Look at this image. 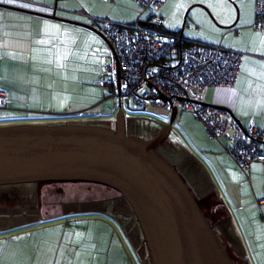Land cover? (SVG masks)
<instances>
[{"label": "crops", "instance_id": "0c3cea01", "mask_svg": "<svg viewBox=\"0 0 264 264\" xmlns=\"http://www.w3.org/2000/svg\"><path fill=\"white\" fill-rule=\"evenodd\" d=\"M133 1L0 0V89L7 95L5 108L10 109L7 112L12 117L43 113L40 109L27 113L24 108L30 107L28 101L36 98L37 92H44V83L64 81L58 63L67 57L66 47L77 46L78 36L84 32L91 34L88 36L91 43L104 44L107 54L103 58L109 57L111 51L104 40L82 24L97 29L91 25L94 21L98 24L129 25L145 18L137 10L138 2L134 1L135 4ZM172 3L181 12H186L185 16L194 7L204 9L206 6L211 10L207 0H166L159 12L168 13ZM254 3L250 0L248 6L243 5L239 11L236 10L237 25L222 37L220 43L186 37L184 29L172 32L170 27L173 24L166 20L165 29L162 17L159 18L162 22L160 29L166 34L177 35L182 41L220 46L240 55V69L233 85L210 86L203 100L205 104L227 108L242 127H247L254 120L255 125L264 128V15L261 27H253ZM98 5L101 7L99 11L96 10ZM232 13L234 15V11L229 10L228 16ZM52 14L56 18L51 17ZM70 58H74V54ZM40 63L47 64L35 72L34 67L39 69ZM114 92L117 95L116 88L105 98ZM112 99L115 108L116 99H119L113 96ZM92 105L90 107L94 108ZM0 112H5V109H0ZM88 113L102 115L96 110ZM115 126L116 121H113V127L108 128L114 129ZM210 140L209 147L198 150L203 155L207 152L213 154L206 161L198 152L182 150L172 163L195 194L202 199L208 194L215 198L218 207L208 208L212 214L209 219L220 227L226 250L230 249L239 264H264V246L261 245L264 244V204L258 203L264 200V159L250 165L246 178L224 152L225 142ZM54 187L49 188L48 196L55 197L49 198V205L40 207L39 220H0V233L16 232L15 237H20L19 241H10L9 236L1 240L0 264H150L142 233L129 206L119 195L102 191L96 197L93 193L68 204L67 208V204L61 203V210H53V203L59 202L56 199L68 192L67 186L62 188L58 184ZM11 195L10 200L19 201L30 194L22 188L17 192H0V196ZM13 195L17 196L16 199ZM16 206L9 201L1 202L0 215L5 217L8 214L11 218L15 213L19 215L21 210ZM25 213L33 214V211ZM62 218H79L81 221L71 219L64 224ZM85 248L88 253L84 254Z\"/></svg>", "mask_w": 264, "mask_h": 264}, {"label": "water", "instance_id": "95a60500", "mask_svg": "<svg viewBox=\"0 0 264 264\" xmlns=\"http://www.w3.org/2000/svg\"><path fill=\"white\" fill-rule=\"evenodd\" d=\"M237 20L236 12L226 29ZM82 26L98 34L113 52L102 32ZM116 90L120 96L119 78ZM176 114L173 109L169 124L149 139L127 135L120 106L114 129L88 123L0 127V187L99 184L117 192L129 206L150 264H236L181 173L161 150Z\"/></svg>", "mask_w": 264, "mask_h": 264}, {"label": "rangeland", "instance_id": "374dc122", "mask_svg": "<svg viewBox=\"0 0 264 264\" xmlns=\"http://www.w3.org/2000/svg\"><path fill=\"white\" fill-rule=\"evenodd\" d=\"M207 1L210 3L211 10L210 8L206 6L205 8L204 5H202L204 9L201 7L191 8L188 12V15L185 16L186 12H181L179 9L175 8L176 4L174 5L172 3L168 8V13H163L161 10L160 12L158 11L157 15L162 17L165 29V21L168 20V22L173 24L172 27L169 26L170 29H172V32H176L178 30L180 31L182 26L185 25L183 29L184 35L186 37L193 39L203 38L204 41L209 43H220L222 41V37L228 34L230 30H233L232 28L226 29L224 27L233 24L236 17V10L239 11L240 7L243 5L248 6L250 0H238V2H232L231 0ZM104 2L103 4H106L107 1ZM134 3L137 4L136 2ZM100 8V5H98L96 10L99 11ZM137 10L140 12L139 14H141L140 6H137ZM229 10L234 11V15L232 13L233 16L231 14L228 16ZM200 13L202 16H200ZM253 13L255 17L254 9ZM143 16L147 17V13L144 12ZM221 21L227 25H221ZM166 31L169 30L167 29ZM88 36H91V34H85L84 32V34L78 36L77 46L66 47L65 51L67 57L63 58L58 63V68L61 70V75L64 78V81L49 84L44 83V92H37L36 98H31L28 101L30 107L27 108L25 106L26 108H24L27 113L33 109H40V112L43 113L37 115L25 114L19 117H12L11 113L7 112L10 109L7 110L6 108H0L2 110L5 109V112H0V127L16 124L52 125L77 122L113 127V121H116L119 111L118 108L120 106L126 123L125 128L127 135L137 134L135 136L149 139L158 136L163 131V129L169 124L170 115L168 112L151 107L144 110L134 109L128 98H123L120 103L119 100L116 99L118 102H116L115 108H113L114 99H112V96L105 98L109 91L96 85L95 81L103 76L105 64H108L109 62L108 57L103 58V56L107 54V48L104 44L98 46V43H91V40L88 39ZM87 39L90 42L91 47L87 43ZM71 54H74V58H70ZM46 64L47 63H40L39 69L38 66H35V72L40 70L41 67ZM53 70V67H51L50 71L53 72ZM64 75H66V78ZM33 85L37 87L38 83L35 82L34 84L33 82ZM35 99L37 102L34 103ZM90 105L94 106V108L90 107ZM65 107L68 108L64 109ZM112 109H114L113 113H111ZM92 110L100 111L102 112V115L92 116L90 113H88V111L91 112ZM54 113H60V115ZM221 140L225 142L224 139ZM211 141L212 140H210V138L207 136V133L202 127L201 123L191 112L179 110L172 123L171 130L168 133L166 141L163 143L165 145H161L163 146L161 150L171 161H174L182 150L197 153L199 149L203 147H209V142ZM198 153L200 154V152ZM200 155L206 161V158L211 157L213 154L211 152H207L206 155ZM254 162L251 164H255ZM58 184H61L62 188L67 186L68 192L66 195L59 196L58 199H56V201L59 202L53 203V205H55L53 210H61V203L67 204L65 205V208H67L68 204L81 199L82 196L84 198L86 196L89 197L93 193H96V197H98L102 191H109L114 195H119L110 188L101 186L99 184L89 183L72 182L49 183L31 186L26 184L18 185L14 187L15 192H17V189L22 188L24 191L29 192L30 194L24 196V198H21L19 201H10V203L19 206L21 213L19 215L18 213H15L12 218L8 217V214H5V217L0 215V220L2 219L4 221H12L19 219L21 221H30L33 218L34 221L39 220L38 212L42 211L39 210L40 207L49 205L48 201L55 197L48 196V192L50 190L49 188H56L54 186ZM103 194L105 193L103 192ZM95 196L94 198H96ZM16 197L17 196H14L15 199ZM2 201H4V196H0V203ZM46 201L48 204H46ZM26 211H33V214H30L31 212L26 214ZM68 219L69 218H62L61 221L64 224L66 221H70L71 219L81 221L79 218H70V220ZM137 228L139 232H141L138 224ZM66 232L70 233L69 230H66ZM85 234L86 232H84L83 235ZM8 236L11 237L10 241L20 240V237H15L17 236L16 232H10L8 234L0 233V244L1 240ZM261 245L264 246L263 243ZM246 247L248 248V244H246ZM83 252L84 254L88 253L86 248L83 250Z\"/></svg>", "mask_w": 264, "mask_h": 264}, {"label": "built area", "instance_id": "2783aa9c", "mask_svg": "<svg viewBox=\"0 0 264 264\" xmlns=\"http://www.w3.org/2000/svg\"><path fill=\"white\" fill-rule=\"evenodd\" d=\"M141 15L129 25L105 24L103 30L113 52L105 64L103 76L95 84L112 91L119 78L121 100L128 98L133 108L151 107L168 112L173 109L191 112L207 135L217 141L224 139V152L248 178L252 162L264 159V128L251 120L240 126L234 116L204 103L210 86L230 87L240 69V55L221 48L195 44L187 47L177 35L161 31L157 15L166 0H134ZM256 19L264 15V0H255ZM259 23L255 22V28ZM7 95L0 90V108ZM260 205L264 200L258 201Z\"/></svg>", "mask_w": 264, "mask_h": 264}, {"label": "trees", "instance_id": "16d2710c", "mask_svg": "<svg viewBox=\"0 0 264 264\" xmlns=\"http://www.w3.org/2000/svg\"><path fill=\"white\" fill-rule=\"evenodd\" d=\"M254 2H255V0H254ZM163 6V5H162ZM255 7V6H254ZM255 12V11H254ZM262 19H263V16H261V17H258L257 19H256V16H255V21H254V25H253V27L255 26V22L257 21L258 23H259V26L257 27V28H259V27H261V24H262ZM106 24V22H102V23H100V24H98L97 22H93L91 25H93V26H95V27H97V29L99 30V28H100V32H102L104 35H105V32H104V30H103V26ZM107 25V24H106ZM114 25V24H113ZM99 27V28H98ZM175 34V33H174ZM196 43H198V42H195V41H183V45H185V46H187V47H191V46H194ZM115 88H113V90H114ZM1 90V89H0ZM112 90V91H113ZM3 91V90H2ZM111 92V91H110ZM113 95H116L115 94V92L112 94V96ZM5 108V107H4ZM147 108H149V107H147ZM135 109V108H134ZM144 109H146V108H144ZM144 109H137V110H144ZM77 123H79V122H77ZM163 146H164V144H163ZM163 146H161V148L163 147ZM26 185H29V186H31V185H33V184H26ZM188 185V188H189V190H190V192L192 193V195H193V197L195 198V200L197 201V203H198V205H199V207H200V209H201V211L205 214V216L206 217H208V218H210V215L212 216V214H211V212L209 211V207L211 206L212 207V209L214 208V207H218V204H216V201H215V198H213V196L211 195V194H208L207 195V197H204L203 199L201 198V196L200 195H198V194H195L193 191H192V189H191V187H190V185L189 184H187ZM15 186H1L0 187V192L1 193H3V192H14V190H13V188H14ZM24 187V186H23ZM8 190V191H7ZM12 196V195H11ZM10 196H8V197H6V196H4V201H2V202H4V203H7V201H11L10 200V198L12 199V197H10ZM9 198V200H7ZM223 223L225 224L226 223V220L224 219L223 220ZM210 225H211V227H212V229L216 232V234H217V236L219 237V239L224 243V239H223V236H222V234H221V232H220V227L218 226V225H216V224H214V222L210 219ZM227 253H228V255L230 256V258H232L235 262H236V264H239V260L237 259V258H235L234 257V255H232V253H231V251H230V249L228 250V248H227Z\"/></svg>", "mask_w": 264, "mask_h": 264}, {"label": "snow or ice", "instance_id": "6c2138e0", "mask_svg": "<svg viewBox=\"0 0 264 264\" xmlns=\"http://www.w3.org/2000/svg\"><path fill=\"white\" fill-rule=\"evenodd\" d=\"M9 2H13V0H9Z\"/></svg>", "mask_w": 264, "mask_h": 264}]
</instances>
